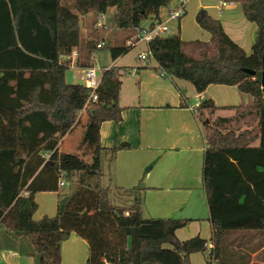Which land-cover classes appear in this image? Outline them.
<instances>
[{
    "label": "trees",
    "instance_id": "obj_1",
    "mask_svg": "<svg viewBox=\"0 0 264 264\" xmlns=\"http://www.w3.org/2000/svg\"><path fill=\"white\" fill-rule=\"evenodd\" d=\"M65 1L0 0V226L30 238L37 264H60V243L70 234L86 242L85 264H190L194 253L204 255L205 264H249V255L241 254L249 249L246 236H264V101L260 86L244 70L262 68L264 0H221L238 3L255 25L250 54L204 9L195 21L210 40L193 43L199 47L196 56L184 52L178 34L157 36L148 44L157 74L161 70L187 81L196 93L223 85L252 98L250 106L223 108L205 99L195 109L205 140L202 184L210 248L197 236L176 238L175 231L189 220L144 219L139 196L128 208L112 205L107 189L99 185V167L71 159L73 168L62 169L59 162L60 116L73 124L80 111L88 110L97 124L121 120L117 69L104 71L97 89V98H114L110 105H86L88 90L65 82V56L75 50L77 67L87 68L92 51L100 50L98 43L82 40L80 18L89 13L98 18L114 8L116 30L142 31L143 21H150L147 28L161 22L160 11L171 0ZM131 48L124 47L122 54ZM217 110H233L236 117H205ZM246 118L242 129L230 127L231 121ZM127 149L123 143L107 151L112 158ZM73 177L76 187L70 195H58L55 215L34 220L35 194L58 192L59 179Z\"/></svg>",
    "mask_w": 264,
    "mask_h": 264
},
{
    "label": "crops",
    "instance_id": "obj_2",
    "mask_svg": "<svg viewBox=\"0 0 264 264\" xmlns=\"http://www.w3.org/2000/svg\"><path fill=\"white\" fill-rule=\"evenodd\" d=\"M176 6L174 0L172 5L163 9L164 13L160 11V23L166 20L167 12ZM200 9L206 10L210 17L220 22L224 33L233 43L246 54L251 53L255 25L244 18L238 3H224L221 0H190L181 18L166 22L167 33L171 31V35H179L184 43V52L196 56L199 47L193 43H208L210 40V34L195 21ZM103 15L96 19L95 29L102 28L100 22ZM149 23L147 20L146 26L141 27L146 29ZM103 44L106 47V43ZM107 45L114 52L116 44ZM122 50L114 52L115 62L121 57ZM71 54V62L76 61L74 57L77 59V52L74 50ZM149 60L147 64L140 65L139 71L131 67L122 69L124 73L137 74V96L125 100L119 90L117 104L122 109L120 122L97 124L94 112L88 110L80 111L73 124L60 116L59 162L62 169L73 168L71 159H77L90 168L99 167L100 181L103 180L102 188L108 191V199L112 193H124V200V196H119L115 201L125 202L128 208L139 196L144 219L189 220L175 231L176 238L185 241L197 236L211 246L212 229L202 184L205 140L195 105L210 99L218 108L250 106L252 98L240 94L236 87L223 85H209L202 93H196L187 81L157 74L155 61L151 59L153 63L150 64ZM102 96L106 98V103L101 105L114 103L111 96ZM226 113L225 116L221 115ZM233 113V110H217L213 115L230 117ZM123 143L128 144L129 149L119 150L111 158L107 150ZM67 183L65 181L63 186H58V192L35 194L37 209L34 220L55 215L58 195L64 194L61 188ZM87 254L86 242L74 234L60 243V264L85 263ZM198 255L202 256L203 263L197 258ZM189 262L205 264L204 255L191 254ZM0 264H37L30 238L12 235L0 226Z\"/></svg>",
    "mask_w": 264,
    "mask_h": 264
},
{
    "label": "rangeland",
    "instance_id": "obj_3",
    "mask_svg": "<svg viewBox=\"0 0 264 264\" xmlns=\"http://www.w3.org/2000/svg\"><path fill=\"white\" fill-rule=\"evenodd\" d=\"M190 1V0H189ZM206 1V0H205ZM66 2H70L71 0H66ZM65 3L63 5H65ZM174 3V0H171L169 5H172ZM69 4V5H70ZM168 5V6H169ZM71 10V6H68ZM113 12L114 8H110L106 11L105 15L102 17V21L100 23L103 24L101 29H95L94 28V23L96 22L97 17L94 14H87L83 17L80 18V31H81V38L83 41H92L94 43H100L103 41L106 43V47L100 50H96L93 52V57H91L89 63L92 64V67L95 69H102V68H107L108 66H111L114 69L118 70V73L120 74V94L123 99L129 100L131 98H134L137 96V74L134 72L133 74H128V72L124 73L123 68L126 67H131L135 69H139L140 65H145L147 64L146 62L139 61L137 59V55L140 52L145 51V44L140 43L137 44L136 46L132 47L127 53L120 55L121 57L117 62H115V56L114 52H120L122 50V47H126V42L127 41H133L136 33L135 31H127V30H120L117 31L114 27V22H113ZM161 13H164V10H161ZM141 26H146V21H143L141 23ZM106 27V28H104ZM106 34V38L103 39L104 35ZM168 35H171V31L166 33ZM122 42V43H121ZM108 44H116L114 48V52L112 49L108 48ZM123 45V46H122ZM72 54H68L67 56L64 57V60L69 64L70 68L66 71L65 74V82L68 84H84L83 80V68H78L76 67V61L71 62V56ZM76 60V57H74ZM150 64L153 63V61L150 59L149 60ZM139 71V70H138ZM99 72H97V75L99 76ZM106 98L103 97L102 95L95 101V105H101L105 102ZM221 115H227L226 114H221ZM205 117L210 120L214 121L215 116L214 115H205ZM231 117H236V113L234 112L231 114L230 117L226 118H231ZM248 122V119L244 120H233L230 123L231 128H243L244 125ZM88 144V142H87ZM75 177H73L70 182L67 183L62 189V192L64 194L62 195H70L75 187ZM103 180L100 181L99 178V185L100 187H104L103 185ZM112 193V192H111ZM126 194L117 192L116 194L112 193L109 196L110 202L119 204L121 207L120 208H127L128 204L125 202H117V197L119 196H124L122 200H124ZM246 237L247 240H249V249H243L241 251L242 253H246L249 255V263L250 264H264V236H261L259 234H248ZM226 243V242H225ZM236 248V247H234ZM252 249V250H251ZM200 261L202 260V256L198 255ZM203 261V260H202ZM201 261V262H202ZM82 264H85L84 262H81ZM203 263V262H202Z\"/></svg>",
    "mask_w": 264,
    "mask_h": 264
},
{
    "label": "built area",
    "instance_id": "obj_4",
    "mask_svg": "<svg viewBox=\"0 0 264 264\" xmlns=\"http://www.w3.org/2000/svg\"><path fill=\"white\" fill-rule=\"evenodd\" d=\"M189 0H176L177 6L174 9H170L167 12L166 20L163 23H156L151 28H146L142 31H138L133 41H127L126 47H134L137 44L143 43L146 46V50L143 53L137 55V58L142 61H147L151 58L150 51L148 50L149 42L157 36H161L167 33L168 28L166 22L168 20H177L182 17L184 14L185 5ZM104 46L103 42H100L96 45L97 49H101ZM93 52L91 53V57H93ZM76 56V55H75ZM83 86L88 90V99L87 104L94 103L97 100V89L99 87L101 81V75L104 71L110 69V67L95 69L93 67L83 68ZM99 72V76L97 75ZM160 76H165V74L160 70ZM199 103L195 105L197 107ZM65 184L64 178H60L58 181V186H63ZM208 248L210 246L207 245Z\"/></svg>",
    "mask_w": 264,
    "mask_h": 264
},
{
    "label": "water",
    "instance_id": "obj_5",
    "mask_svg": "<svg viewBox=\"0 0 264 264\" xmlns=\"http://www.w3.org/2000/svg\"><path fill=\"white\" fill-rule=\"evenodd\" d=\"M261 63H262V68L260 71L255 72L252 70L245 69L244 72L252 76L256 81V83L260 86L263 93V101H264V49L262 52Z\"/></svg>",
    "mask_w": 264,
    "mask_h": 264
}]
</instances>
